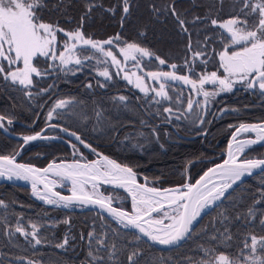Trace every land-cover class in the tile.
Wrapping results in <instances>:
<instances>
[{
  "label": "snow or ice",
  "instance_id": "6c2138e0",
  "mask_svg": "<svg viewBox=\"0 0 264 264\" xmlns=\"http://www.w3.org/2000/svg\"><path fill=\"white\" fill-rule=\"evenodd\" d=\"M64 4L65 0H56L51 5L48 0H0V87L22 91L30 101L34 97L50 98L61 73L76 75L85 67H91L102 80L97 79L95 85L89 81L85 87L107 88L114 77H119L142 94L137 100L147 106L146 110L155 108L152 114L162 117L166 123L187 118H192L193 123H206L207 106L220 94L234 92L237 86L264 98V0H229L227 18L221 16L225 0H213L203 15L181 11L177 0L160 3L149 0L150 18L161 21L162 17H172L178 34L186 40L179 62L157 55L142 46L139 39H125L121 32L104 40L94 39L84 32V21L96 8L112 16H116L119 9L123 30L133 8L137 7L134 0H117L116 5L107 8L97 0H87L85 15L71 30L61 27L58 21H46L43 16L46 10L66 11L62 9ZM193 7H196L194 0ZM143 36L146 32L138 30L137 37ZM210 65L213 70H209ZM50 77H55L53 83L38 87L42 80ZM193 96L203 99L194 100ZM112 100L115 106L124 108L130 102L125 95H117ZM74 103L73 99H55L46 120L62 116L63 110H70ZM102 111V108L95 111L98 124L103 122ZM226 111L239 112V109H222L221 114ZM140 123L147 125L145 120ZM12 124L11 115L0 114V131L7 132ZM230 127L234 131L228 143V158L208 168L195 183L175 188L162 189L140 183L132 166L97 152L77 132L62 126L60 131L76 141L69 143L77 159L53 161L38 168L18 163L16 157L20 151H16L0 155V178L30 181L33 196L49 206L65 209L98 206L102 220L106 213L137 242L144 237L151 244L178 249L186 241H196L194 255L185 254L177 259V264H264V182L246 197L251 202L244 211H235L237 203L233 201L232 215L222 210L211 223V231L204 227L197 232L203 214L209 209H220L232 198L234 185L239 187L245 176L254 174L253 170L264 172V158H239L246 149L264 145V120ZM245 133L255 135L239 138ZM151 134L158 139L155 127ZM139 135L144 136V133ZM38 138L48 139L41 133L22 139L26 145ZM77 144L98 158L88 160ZM68 185L70 195L56 190ZM105 185L123 189L131 200V210L114 206L112 197L100 191ZM8 208L0 199V209ZM63 223L70 225L69 220ZM52 226L43 217L33 220L23 213L16 215L13 223L0 212V238L6 241L3 246L10 249L8 253L0 251V264H42L41 260L16 255L11 249L18 247V239L23 238L28 248L38 251L49 243L44 232ZM257 227L259 232L255 231ZM70 239L75 238L66 233L54 246L67 250ZM81 239L87 240V264H123L118 254L124 253L128 245L118 247L108 232H97L93 225L87 237L81 235ZM141 255V250L133 247L126 255L127 264H140ZM161 264L165 262L161 260Z\"/></svg>",
  "mask_w": 264,
  "mask_h": 264
},
{
  "label": "trees",
  "instance_id": "16d2710c",
  "mask_svg": "<svg viewBox=\"0 0 264 264\" xmlns=\"http://www.w3.org/2000/svg\"><path fill=\"white\" fill-rule=\"evenodd\" d=\"M160 2L162 0H157V3ZM177 2L181 11L187 10L190 13L195 12L203 15L207 11L208 6L213 3V0H194L196 7H193V0H177ZM48 3L51 5L56 3V0H48ZM86 3L87 0H65L62 9L66 8V11L49 12L46 10L43 13L44 19L52 22L58 21L60 26L65 29L75 28L81 16L85 15ZM97 3L107 8L116 5L117 0H97ZM134 3L137 7L133 8L132 15L125 22L123 30L120 28L121 13L119 9H117L116 16H112L104 12L102 8H96L92 11L90 17L85 19L83 24L84 32L94 39H104L114 36L117 32H121L125 39H139L142 46L150 48L157 55L170 57L172 62H179L178 58L184 55L183 45L186 43V40L178 34V26L174 19L169 16L167 19L162 17L161 21H154L150 18L148 10L149 0H134ZM229 7V0H225V8L221 13L223 18H227ZM145 25L147 27H144ZM138 30H144L146 36L138 38ZM209 70H213L211 65L209 66ZM65 78L68 82H63L60 90H68L69 94L64 93V95L67 94L75 97L77 89L73 90L72 88H75V84L79 79L73 76ZM49 81H51L49 78L42 80L40 85L47 87L46 83ZM113 86H117L119 91H121L122 85L120 86L116 79H114ZM54 91L55 89L50 93V98L49 96L34 97L30 101L22 96V91L0 87V114L11 115L13 117V124L8 126L9 130L17 133L39 130L47 123L45 120V109L46 105L54 98L53 96L56 95ZM239 91L220 98L213 112L205 116L206 123L201 125L202 128L183 121L180 122L183 124L181 128L179 123L176 125V122H171L180 134H184L186 131L194 133L195 131H202L207 128L204 136L200 135L187 139L179 137L175 131L173 132L170 124L164 123L155 127L161 135L162 150L158 148L155 142L151 144L150 148H145L142 151L132 149L120 150L118 143L113 142L114 133L121 126L120 133L136 125L141 126L140 128L149 133L151 125H142L140 123L141 120L154 124L156 121H163L162 117L152 114L154 113V108L146 110L145 105L135 102L133 97L134 92L131 91H124L130 98L129 103L132 104L130 112L114 114L111 120H109V124L106 125L104 136L92 134L93 128L90 129L91 127L81 124V121L75 123L61 117L53 122L76 131L97 150L102 151L119 162L132 166L137 174L140 175L139 177L143 176L146 179L152 180L153 184L165 187L184 183L186 178H188L189 182H193L203 170L222 160L224 157L223 150H225L227 140L233 130V127L230 126L237 122L250 123L264 120V98H261L258 94L253 95L248 92ZM107 94L109 93L105 91L102 93L101 98L95 94L93 96L98 98L97 100L100 99L98 102L103 109L110 110L109 107L112 103L102 100L108 98ZM225 105L238 107L239 112L228 111L223 115L216 116V111ZM28 124H32V126L29 127L27 126ZM20 142V140L9 137L0 131V155L13 154ZM54 147L65 148L63 144L55 141L49 143V145H40V143L31 144L20 152L18 160L43 166L52 159L54 154L56 157H54L53 161L61 159L59 155L63 151H56L54 154L47 152V149ZM263 150L264 146L254 145L247 151V155L253 157L252 155L256 154L257 156L255 157H261ZM43 152L46 153L40 157V153ZM262 182H264V172L260 171L243 180V183L239 187L234 186L236 190L232 192L231 199L226 200L220 209H210L203 215L197 227V232H200L204 227H209V231H211V223L215 221L222 210H227V214L232 215L234 211L232 208L233 201L237 203L235 211H244L247 204L251 202L246 197H249L251 193H255ZM0 199H3L9 205L6 211L0 209V212H4L13 223L15 216L23 213L26 218L30 217L36 220L39 217H43L45 222L54 225L50 230L44 232L49 239V243L40 247L38 251L33 252L31 248H28L23 238L18 239V247L11 249L16 255L41 260L42 264H87V240H82L81 235L87 237V233L92 230L93 225H95L97 232H108L118 247L128 245L124 253L118 254L119 260L123 264H127L126 255L133 247H138L142 252L140 264H161V260L165 264H177V259L182 258L185 254L194 255L196 247V241L194 240L186 241L182 248L159 250L142 238L138 242L135 241L128 230H125L121 225L115 223L104 214L105 219L102 220L97 210L65 209L46 206L33 200L29 196V189L22 185L0 183ZM64 220H69L70 225L63 223ZM233 231H237L235 226L233 227ZM241 231L243 230L241 229ZM255 231L259 232V228L257 227ZM66 233L69 237H74L75 239L69 240V245L66 246L67 250L56 248L54 245L57 242H61ZM5 243L6 241L0 238V251L8 253L10 249L3 246ZM232 251L236 250L232 249Z\"/></svg>",
  "mask_w": 264,
  "mask_h": 264
},
{
  "label": "rangeland",
  "instance_id": "374dc122",
  "mask_svg": "<svg viewBox=\"0 0 264 264\" xmlns=\"http://www.w3.org/2000/svg\"><path fill=\"white\" fill-rule=\"evenodd\" d=\"M69 30H71V29H69ZM109 37H111V36H109ZM109 37H106L104 39H107ZM104 39H97V40H104ZM145 59H147V58H145ZM41 63H43V62H41ZM69 76H73V77H76V79H79L78 82L75 84V88H72L73 90H76L77 89L75 91V94H76L75 97L70 96V95H67V94H69L68 90H66L67 92L64 91V90H62V91L60 90L61 89L60 87H61V85H63V82H66V83L68 82V81H66V78L65 77H69ZM49 79L51 81H49L48 83H46V86L48 84L53 83V80L55 79V77H50ZM97 79H101L102 80V78H98L96 76V72L91 67H85L82 71L78 72L76 75L68 74L67 76H65V75H63L61 73L60 74V79L56 81L57 87L54 88L55 89L54 94H56V95H54L53 96L54 98L51 100V102H49L48 105H46V109H45L46 110L45 120H46V117H47V113H48V111H49L50 107L52 106V103H53V101L55 99H57V98L73 99L74 101H76V103L73 104V106L71 107L70 110L69 109H64L63 110L64 114L62 116H60V117L54 116V118L51 121H47L46 120V122L47 123L48 122H53L54 120L60 119L61 117L65 118V119H68V120H71V121H73L75 123L81 121V124H85L88 127H91L90 129L93 128L94 131H93L92 134H95V135H98V136H104V130L106 129V125L109 124V120H111L112 116L114 114L115 115L116 114H119L120 112H122V113H128V112H130V109H131V106H132V104H130V103H129V105H128L127 108H124L122 106H115L114 103H113L112 97H115L117 95H125V96L129 97L128 94L126 92H124V91H131V92H134L133 97H134L135 102H137L138 104L142 103V101H137V96L142 95V94L138 93V91L132 85L127 84L126 81L122 80L119 77H114V79H116L118 81V83L120 84V86L122 85V88H120L121 91H119V89H118L117 86H113V83L110 84L107 87L108 89L107 88H99V87H95V86L92 89H88L87 87H85V85L89 81H91L93 83V85H95ZM113 82H114V80H113ZM38 87H45V85H40L39 84ZM94 90H96V91H95V93L92 94V92ZM238 90H240L239 92L244 91L239 86H237V89L234 90V92H232V93H222L218 97H216L215 100L212 101L207 106V113H208V115H209V113H212L213 112V110L216 107V105L218 104V101H219L220 98H223L225 96L232 95V94H234ZM105 91L109 93V94H107L108 95V98L107 99L104 98L102 100H105L107 102L109 101V103L110 102L112 103V105L109 107L110 110L103 109L100 106V103L98 102L100 99L97 100L98 98H96V97L93 96L95 94V95H97L98 97L101 98L102 93L105 92ZM185 91H187V89H185ZM246 92L247 91H244V93H246ZM21 93H22V96L25 97L24 93L23 92H21ZM64 93H67V94L64 95ZM248 93H250V92H248ZM25 98L27 100H29L27 97H25ZM193 99L194 100L195 99H201L202 100L203 98L202 97L193 96ZM145 107L147 108V106H145ZM202 107H203V105H202ZM101 108L103 110L102 111L103 122L100 123V124H98L97 123V117L95 115V111L96 110H99ZM222 109H239V108L238 107L231 106V105H225V106L221 107L220 109H218V111H216L215 115L216 116H220V115H223L224 113L228 112V111H226L223 114H221V110ZM197 111H199V109ZM153 112H155V108H154ZM181 121H183L185 123H188V124L192 123V124H194V126H197V127L199 126V128H202V126H201L202 124H199L198 122L197 123H193L192 118L182 119ZM181 121H175V120H173L172 122L173 123L176 122V125H177V123H179V126L181 127V126H183V124L180 123ZM244 123H246V122H244ZM161 124H164V121H156L155 124L154 123H148L147 122V126H150L149 127V133H147L148 131L140 128L141 126H139V125H136V126L131 127V128H127V129H125L124 131H122L120 133V129H122V126H121V127H119V129H117L115 131L114 138H113V142H115V143L117 142L118 143V146L120 147V150L132 149V150H137V151H142L145 148H150L151 147V144H153L155 142V144L158 146V148L160 150H162L163 149V143H162V140H161V135L159 134V137L157 139L155 136H153L151 134V129L153 127H157V126H159ZM238 124L239 123L237 122L234 125H238ZM30 125L32 126V124H28L27 126H30ZM59 125H61V124H59ZM171 125L173 126V128L171 127L172 128L171 130L173 132L175 131V133H177V135L179 137H182V138H187V137L194 136V135H195V137H197V136H200L201 135L199 133H201V132H205L206 133V131H207V128H206V129H204L202 131H197V132L195 131L194 133H188L186 131L184 134L183 133L180 134V133H178L176 131L175 126L173 124H171ZM63 127H65V126H63ZM69 130L74 131L72 129H69ZM7 131L13 132V131H10L9 130V127H8ZM37 131L38 130H36V131H30V132H27V133H21V134H23V135H29V134H33L34 132H37ZM141 132L144 133V136L139 135V133H141ZM13 133H17V132H13ZM44 133L47 134V135H51L52 138H50V139H41V140H37V141H34V142H28L26 145L23 146L22 150L21 149L19 150V147L21 146L22 141L20 139H16L15 138L16 140H20L21 142H20V144L17 145L16 150L14 152H16V151L22 152L24 149H26L28 147V145H31V144L40 143V145H47V144L49 145V143L55 141V142H58L60 144H63L65 148L54 147L52 149H47V152L48 153L52 152V154H54V153H56V151H63L59 155L60 156L59 158H61L59 160H68L69 162H71L73 159H77L78 158V156H73V150L70 147V143H69L70 140H71V142L75 143L76 141L74 140V138H70L69 136H67L65 134H62V132H60L59 130L54 129V128H48L46 131H44ZM117 133H118V135H117ZM158 133H159V131H158ZM165 133H166V135H168L167 132H165ZM204 135H201V136H204ZM254 135L255 134H253V133H245V134H242L241 137H244V136H253L254 137ZM195 137H193V138H195ZM187 139H192V138H187ZM87 143H89V142H87ZM77 147L79 148V151L82 152L84 154V156L87 157L88 160H94V159H97L98 158L96 155H94L93 153H91V151L89 149L84 148L83 146H81L79 144H77ZM249 149H246L245 154H242V156H241L242 158H252V157H249V155H247V151ZM97 151L103 153L100 150H97ZM224 152H225V150H223V153ZM44 153H46V152L40 153V157L44 156ZM103 154H105V153H103ZM261 155H262L261 157H264V150H263V152H262ZM107 156H109V155H107ZM252 156L255 157L257 155L256 154H253ZM18 157H19V155H18ZM54 157H56L55 154L52 156V159L51 160H53ZM111 159H113V158H111ZM51 160H49V161H51ZM19 161H21V160H19ZM23 162H26V161H23ZM117 162H119V161H117ZM27 163H31V162H27ZM119 163H122V162H119ZM32 164H35V163H32ZM122 164H124V163H122ZM35 165H37V164H35ZM37 166H39V165H37ZM139 176L140 175L137 174V179L139 181H142V179L145 178L143 176H141V177H139ZM146 183L149 184V185H151V186L160 187L158 185L153 184L154 182L152 180H149V179H146ZM64 188L70 189V185H68V186H66ZM100 191L104 195H106V196H111L112 197V203L114 205H117V206H120V207L126 208V209H129L130 208L129 199L122 192H119L117 190L107 189V187H104V186L101 187ZM128 203H129V205H127Z\"/></svg>",
  "mask_w": 264,
  "mask_h": 264
},
{
  "label": "water",
  "instance_id": "95a60500",
  "mask_svg": "<svg viewBox=\"0 0 264 264\" xmlns=\"http://www.w3.org/2000/svg\"><path fill=\"white\" fill-rule=\"evenodd\" d=\"M256 122H259V121L250 122V123H256ZM164 123H166V122H164ZM50 124L58 125V127L54 128V129H57V130L60 131V127H61L62 125H59V124L54 123V122H50V123L45 124V125H44L40 130H38L37 132H35V133H33V134H29V135H35L36 133H41V136H46V137H48V139L52 138L51 135H47V134L44 133V131H45L47 128H52V127L49 126ZM166 124H170V123H166ZM170 125H171V124H170ZM62 127H63V126H62ZM171 127L173 128L172 125H171ZM70 131H71V130H70ZM233 131H234V129H233ZM233 131H232V132H233ZM2 132L5 133L6 135L10 136V137H13V138H16V139H20V140L22 141L21 146H22V145H23V146L25 145V144H24V141H23L22 138H23L24 136H29V135H23V134H21V133H13V132H9V131H7V132L2 131ZM60 132H62V131H60ZM232 132H231V133H232ZM62 134L67 135V134L64 133V132H62ZM199 134L204 135L205 132H201V133H199ZM67 136H68V135H67ZM193 137H195V135H194V136L187 137V138H193ZM248 137H253V136H244V137H239V138L243 139V138H248ZM230 139H231V134H230V136H229V138H228V140H227V143H226V147H225V152H224V157H223V159L220 160V161H218V162H216V163H214V164H212V165H210V166L207 167L205 170H203V171L197 176V178H196L193 182H189V181H188V178H186V180L184 181V183L176 184V185H170V186H166V187H159V188H162V189H163V188H175V187L180 186V185H183V184H185V183H195V181H196L197 179H199V177H200L201 175H203V173H204L205 171H207L208 168H212V167H214L216 164H221V163H223V160H224V159H227V158H228V156H227V148H228V143H229ZM37 140H41V138H38ZM37 140H35V141H37ZM29 142H34V141H29ZM86 142H87V141H86ZM257 145H258V146H264V145H261V144H257ZM21 146L19 147V150L21 149ZM97 152H98V151H97ZM99 153H101V152H99ZM102 154H103V153H102ZM104 155H105V154H104ZM241 156H242V155L239 156L240 159H246V158H242ZM17 157H18V156H17ZM17 157H16V161H17L18 163L32 164V163H27V162L19 161V160L17 159ZM252 158H264V157H252ZM56 161L59 162V161H68V160H56ZM50 162H53V161L51 160V161L47 162L45 165H43V166H37V165H35V164H32V165L35 166V167H38V168H44V167H46ZM68 162H69V161H68ZM253 172H254V174H255V173L260 172V170H259V169H256V170H253ZM248 177H249V176H245V177L243 178V180H245V179L248 178ZM138 181H139V180H138ZM139 182H140V183H146V179L143 178L142 181H139ZM0 183H9V184H16V185H22V186H25V187H27V188L29 189V196H30L33 200H35V201H37V202H40V203L44 204L42 201L38 200L36 197L33 196V194H32V189H31V182H30V181L15 180V179L12 180V181H9V180H7V179H5V178H0ZM238 183H239V182H238ZM148 186H151V185L148 184ZM234 186H236V185H234ZM234 186H233V187H234ZM104 187H107V188H111V189H114V190L120 191V192H122L123 194H125V195L127 196V193H126L123 189H115V187H114V186H111V185H105ZM56 190L60 191L63 195H70V191H69V189H67V188H60V187H58ZM229 191H231V189H230ZM127 198L129 199L130 208H129V209L124 208V209L130 211V210H131V200H130V198H129L128 196H127ZM44 205H46V204H44ZM113 205H114V204H113ZM46 206H49V205H46ZM114 206H117V205H114ZM50 207H53V206H50ZM119 207H120V206H119ZM71 209H79V210L94 209V210H97V211L100 212L98 206H85V207L76 206V207L71 208ZM209 210H210V209H209ZM209 210H208V211H209ZM208 211H207V212H208ZM207 212H206V213H207ZM206 213H205V214H206ZM104 215L107 216L106 213H104ZM203 215H204V214H203ZM107 217H109V216H107ZM202 217H203V216H202ZM109 218H111V217H109ZM200 220H201V219H200ZM199 222H200V221H199ZM142 239L145 240L148 244H150L151 246H153V247L156 248V249H159V250H168V249H169V248H167V247H165V246L151 244V242H149V241L147 240V238L142 237Z\"/></svg>",
  "mask_w": 264,
  "mask_h": 264
},
{
  "label": "bare ground",
  "instance_id": "6f19581e",
  "mask_svg": "<svg viewBox=\"0 0 264 264\" xmlns=\"http://www.w3.org/2000/svg\"><path fill=\"white\" fill-rule=\"evenodd\" d=\"M48 123H50V122H48ZM54 123H55V122H54ZM46 124H47V123H46ZM57 124H58V123H57ZM44 125H45V124H44ZM44 125H43V126H44ZM30 126H31V125H30ZM30 126H29V127H30ZM43 126H42V127H43ZM42 127H41V128H42ZM41 128H40V129H41ZM40 129H39V130H40ZM47 129H48V128H47ZM47 129H46V130H47ZM46 130H45V131H46ZM34 133H35V132H34Z\"/></svg>",
  "mask_w": 264,
  "mask_h": 264
},
{
  "label": "flooded vegetation",
  "instance_id": "af4514ba",
  "mask_svg": "<svg viewBox=\"0 0 264 264\" xmlns=\"http://www.w3.org/2000/svg\"><path fill=\"white\" fill-rule=\"evenodd\" d=\"M120 192V191H119Z\"/></svg>",
  "mask_w": 264,
  "mask_h": 264
}]
</instances>
